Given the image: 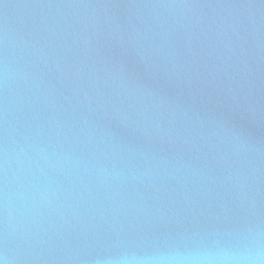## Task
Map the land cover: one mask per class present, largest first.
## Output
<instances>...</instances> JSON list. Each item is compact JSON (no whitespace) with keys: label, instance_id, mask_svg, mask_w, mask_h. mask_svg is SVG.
I'll return each instance as SVG.
<instances>
[{"label":"water","instance_id":"95a60500","mask_svg":"<svg viewBox=\"0 0 264 264\" xmlns=\"http://www.w3.org/2000/svg\"><path fill=\"white\" fill-rule=\"evenodd\" d=\"M2 264H264V0H0Z\"/></svg>","mask_w":264,"mask_h":264},{"label":"snow or ice","instance_id":"6c2138e0","mask_svg":"<svg viewBox=\"0 0 264 264\" xmlns=\"http://www.w3.org/2000/svg\"><path fill=\"white\" fill-rule=\"evenodd\" d=\"M0 264H2V262H0Z\"/></svg>","mask_w":264,"mask_h":264}]
</instances>
